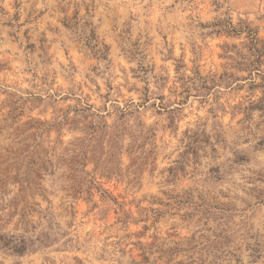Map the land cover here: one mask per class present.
I'll return each instance as SVG.
<instances>
[{"label": "rangeland", "instance_id": "1", "mask_svg": "<svg viewBox=\"0 0 264 264\" xmlns=\"http://www.w3.org/2000/svg\"><path fill=\"white\" fill-rule=\"evenodd\" d=\"M0 264H264V0H0Z\"/></svg>", "mask_w": 264, "mask_h": 264}]
</instances>
